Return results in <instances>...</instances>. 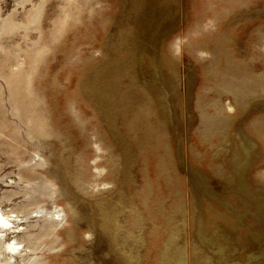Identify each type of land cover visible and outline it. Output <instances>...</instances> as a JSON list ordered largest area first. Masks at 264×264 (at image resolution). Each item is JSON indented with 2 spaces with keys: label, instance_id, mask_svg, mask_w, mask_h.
Masks as SVG:
<instances>
[{
  "label": "rangeland",
  "instance_id": "rangeland-1",
  "mask_svg": "<svg viewBox=\"0 0 264 264\" xmlns=\"http://www.w3.org/2000/svg\"><path fill=\"white\" fill-rule=\"evenodd\" d=\"M0 213V264H264V0H0Z\"/></svg>",
  "mask_w": 264,
  "mask_h": 264
},
{
  "label": "bare ground",
  "instance_id": "bare-ground-1",
  "mask_svg": "<svg viewBox=\"0 0 264 264\" xmlns=\"http://www.w3.org/2000/svg\"><path fill=\"white\" fill-rule=\"evenodd\" d=\"M17 221L16 216L13 214L3 215L0 213V239L2 238V231H11L16 232L18 228L14 226V222ZM5 251H8L11 254H19L20 246L17 242H5L4 244ZM11 259V258H10Z\"/></svg>",
  "mask_w": 264,
  "mask_h": 264
}]
</instances>
